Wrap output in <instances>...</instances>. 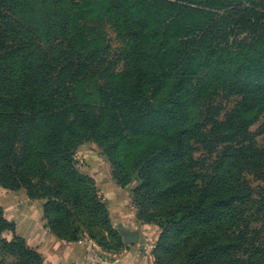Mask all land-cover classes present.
<instances>
[{"label":"rangeland","instance_id":"rangeland-1","mask_svg":"<svg viewBox=\"0 0 264 264\" xmlns=\"http://www.w3.org/2000/svg\"><path fill=\"white\" fill-rule=\"evenodd\" d=\"M108 1L0 0V47L17 49V56L0 54V190L38 195L45 220L63 236L101 237L109 208L86 172L93 162L83 158L94 151L106 177L129 191L140 224L154 227L153 264H264V0H112L120 16ZM232 1L249 17L230 10ZM72 31L81 34L73 41L78 59L92 67L72 87L69 73L46 75L49 106L77 102L100 113V122L68 165L49 155L46 141L17 134L13 98L25 72L48 63L29 61L23 49L54 53ZM179 60H188L182 78ZM124 84L137 87L135 105L112 98ZM175 88L178 107L167 118ZM71 95L77 100L69 103ZM185 205L201 213L165 222ZM32 257L15 223L0 220V264H31Z\"/></svg>","mask_w":264,"mask_h":264},{"label":"trees","instance_id":"trees-1","mask_svg":"<svg viewBox=\"0 0 264 264\" xmlns=\"http://www.w3.org/2000/svg\"><path fill=\"white\" fill-rule=\"evenodd\" d=\"M231 3L235 4L234 1H232ZM261 3L264 5L263 1H261ZM107 4L109 9L110 6L113 5V7H111L110 10L113 12L115 16L117 15L120 16V9H118V7H116V5L113 4L112 0L110 2L108 1ZM235 5L236 6H233L232 9L230 10L235 11L236 15H240V17L242 18L249 17L248 14L246 13V11H250L249 8L244 6L243 8H240L237 4ZM261 15L264 18V11L261 12ZM136 33L137 31H135L134 37L132 36L134 39H137ZM80 38H81L80 33L72 31L70 33V36H68V39L66 40L68 43L67 46H65V48H60L57 51H55L54 48V53H52V49L47 50L46 54H44L45 50H43L41 53H36L35 50L23 49V52L25 53L24 56L25 58H28L29 61H31L36 56L37 59H39L40 57L47 58L48 63L43 68L35 69V71L32 72L29 76H27L29 73L25 72L26 80L22 81L23 78H21L19 82H17V98H13L14 103H17V108H18L17 115L13 114V118L17 126V134L24 131L27 134L21 135L23 137L31 138V134H32L33 137H37L36 140L46 141V146L49 155L55 160L65 161L66 163H68V165L72 164L74 150L76 146L82 142L81 137H83V134H85L86 132H92L94 125L100 122V118H99L100 113L96 114L91 110V107L89 106L83 107L77 102L71 103L66 109L63 110L51 109L49 105L52 104L54 101L50 93H48V91L50 90H49V81L47 80L46 75L50 74L51 71L54 72L53 75L69 73L70 77L68 82H70L69 86L72 87L76 77L80 75L83 69H85L87 65L89 67H92V63L87 62L86 59L85 61H80V59H78V52L80 49L75 47L73 41L77 42ZM11 40L14 39L12 38ZM92 53L93 52L91 51L89 54L90 60H92L90 58ZM0 54L2 56H11V57L17 56V49L14 48L2 49V47H0ZM77 60L78 62H75ZM178 65L181 66L178 68V76L179 78H182L186 75L188 71V60H185V62L179 60ZM177 82L178 81H174L173 86H176ZM19 83H21L20 86H18ZM126 86L127 85L124 84L122 86H119L114 91H112V98L124 104H134V103H130V100L133 99L132 92L136 90L137 87L135 85H131L129 87L130 89H128ZM263 88L264 85L261 86V90H264ZM177 94H178V88H175L173 95L166 102L164 115L167 118H171L177 110L179 103L178 102L179 96ZM72 100L75 101L77 99H74V96L71 95V97L68 98V102L70 103ZM131 115H132L131 118L132 120L134 119V122L140 121L141 118L137 116L138 113L132 111ZM179 147H180V143H178V148ZM164 152L166 154L172 155V151L165 150ZM42 196L43 195H41V197ZM30 198H39V197L38 195H33L30 196ZM195 207L197 208V206L195 205L193 206L185 205V206H180L177 209H173L170 211L169 214H167L165 222L171 223L173 225L181 224L192 213L194 212L201 213V211L198 208L196 209ZM2 212L3 209L2 207H0V214ZM0 220L3 221L4 223H8L11 228L14 227L13 221H9L11 223L6 222V220L3 217L2 218L0 217ZM47 222L51 230H53L58 236L66 237L63 236L60 230H58L55 226H53V224L49 220H47ZM107 228H109L110 231L107 230L105 231V233H108L107 236L110 239H114L116 233L115 231H112L113 228L111 227L110 223H108ZM111 232L113 234L110 235L113 236H109V233ZM76 234L77 233L75 231L74 236H70L66 238H74L76 237ZM90 236L97 239V241L103 246L109 244L106 238V234L101 235V237L95 236L94 234H91ZM17 239L21 240L23 243L25 242L23 238H21L20 236H17ZM233 246L234 245H231L229 249L230 248L233 249ZM27 248L29 252L33 255L32 257L33 263L31 264H43V260L40 254L34 249L30 248L28 245ZM154 250L155 249H153V253Z\"/></svg>","mask_w":264,"mask_h":264},{"label":"crops","instance_id":"crops-1","mask_svg":"<svg viewBox=\"0 0 264 264\" xmlns=\"http://www.w3.org/2000/svg\"><path fill=\"white\" fill-rule=\"evenodd\" d=\"M98 156L94 151L83 154L93 162L86 172L101 184L109 223L116 233L114 239L105 233L109 242L106 246L84 231H78L74 238L58 236L44 218L43 200L29 198L22 190H0L5 219L15 223L17 236L40 254L43 264H153L148 246L152 240L148 239L154 227L140 224L129 191L113 185Z\"/></svg>","mask_w":264,"mask_h":264},{"label":"built area","instance_id":"built-area-1","mask_svg":"<svg viewBox=\"0 0 264 264\" xmlns=\"http://www.w3.org/2000/svg\"><path fill=\"white\" fill-rule=\"evenodd\" d=\"M149 258H151V259L153 258L152 252L149 253Z\"/></svg>","mask_w":264,"mask_h":264}]
</instances>
